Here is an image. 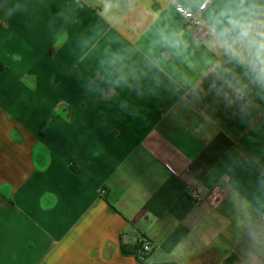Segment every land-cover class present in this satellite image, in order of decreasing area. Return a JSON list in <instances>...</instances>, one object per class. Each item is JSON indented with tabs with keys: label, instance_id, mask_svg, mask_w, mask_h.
Returning a JSON list of instances; mask_svg holds the SVG:
<instances>
[{
	"label": "crops",
	"instance_id": "1",
	"mask_svg": "<svg viewBox=\"0 0 264 264\" xmlns=\"http://www.w3.org/2000/svg\"><path fill=\"white\" fill-rule=\"evenodd\" d=\"M206 2L0 0V264H140L145 241V264H264V206L241 226L225 193L254 192L264 115L151 63L165 26L203 38L176 6Z\"/></svg>",
	"mask_w": 264,
	"mask_h": 264
},
{
	"label": "clouds",
	"instance_id": "2",
	"mask_svg": "<svg viewBox=\"0 0 264 264\" xmlns=\"http://www.w3.org/2000/svg\"><path fill=\"white\" fill-rule=\"evenodd\" d=\"M195 2L199 6L204 0ZM203 27L199 42L186 39L181 30L160 29L153 46L168 52L151 63L165 71L162 61L175 57L179 63L166 73L174 92H182V99L191 96L192 101L212 95L251 127L254 113L264 115V0H213ZM225 193L243 226L264 206V171L259 172L251 197L238 182L225 184Z\"/></svg>",
	"mask_w": 264,
	"mask_h": 264
},
{
	"label": "built area",
	"instance_id": "3",
	"mask_svg": "<svg viewBox=\"0 0 264 264\" xmlns=\"http://www.w3.org/2000/svg\"><path fill=\"white\" fill-rule=\"evenodd\" d=\"M209 6V2H206L205 4H203L200 8V13L198 12H193L181 5H177L176 6V12L179 16H181L185 22L187 24H190L196 28H200L203 24V18H202V13L205 12L207 10ZM144 250L146 252L150 251L151 250V247L149 244H145L144 245Z\"/></svg>",
	"mask_w": 264,
	"mask_h": 264
},
{
	"label": "trees",
	"instance_id": "4",
	"mask_svg": "<svg viewBox=\"0 0 264 264\" xmlns=\"http://www.w3.org/2000/svg\"><path fill=\"white\" fill-rule=\"evenodd\" d=\"M145 242H146L145 244H149L148 241H145ZM150 247H151V245H150ZM150 252H151V250L148 251V252H146L144 250V244L143 243L139 244V246H137V249L135 251L134 250H129L126 246H122V253L125 254V255L138 256L140 264H145V261L148 259Z\"/></svg>",
	"mask_w": 264,
	"mask_h": 264
}]
</instances>
